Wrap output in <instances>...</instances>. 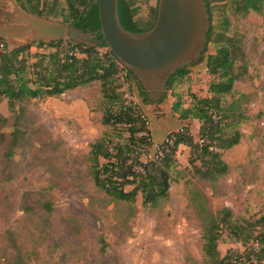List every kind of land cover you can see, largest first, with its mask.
<instances>
[{"label": "rangeland", "instance_id": "1", "mask_svg": "<svg viewBox=\"0 0 264 264\" xmlns=\"http://www.w3.org/2000/svg\"><path fill=\"white\" fill-rule=\"evenodd\" d=\"M131 2L135 21L147 27L157 0ZM38 6L54 13L55 19L48 20L66 25L65 0H39ZM210 9L213 41L199 63L186 68L168 91L162 104L167 113L161 120L125 72L120 71L111 86L119 88L116 92L124 94L126 103L143 110L152 142L158 143L165 137L163 129L169 134L182 127L174 104L186 109L193 106L194 96H207L208 84L216 81L206 70L207 58L223 46L222 35L230 38L233 72L240 78L222 98L220 107L233 109V114L221 119L220 128L225 137L238 133L239 143L219 151L227 173L215 181L202 179L196 169L203 168V161L194 153L189 166V154L182 156L186 149L168 170L167 198L156 208L143 205L141 192L133 202L118 201L95 185L89 157L91 145L104 133L124 145L130 125L103 124L99 82L57 97L22 101L14 113L7 100L0 99V264H210L202 251L204 219L223 209L230 216L216 228L221 258L229 251L244 252L234 234L241 238L264 231V4L260 13L246 16L231 0H210ZM7 42L10 49L28 47L20 57L28 64L36 62L35 55L55 51L47 40ZM200 127L197 121L189 125L194 140ZM128 148L123 156L127 164L146 149L139 144ZM106 162L100 159L101 165ZM133 170L142 173L139 165Z\"/></svg>", "mask_w": 264, "mask_h": 264}, {"label": "trees", "instance_id": "2", "mask_svg": "<svg viewBox=\"0 0 264 264\" xmlns=\"http://www.w3.org/2000/svg\"><path fill=\"white\" fill-rule=\"evenodd\" d=\"M15 1L19 8L29 15L53 20L56 17L52 11L44 13L38 6L39 0ZM65 1L68 11V15L64 18L66 25L91 32L100 28L97 0ZM231 1L242 16L250 12L260 13L264 4V0ZM205 3L211 22L210 0H205ZM53 4L56 5V1ZM156 10L157 6L153 11L152 22L147 27H141L134 19L136 10L131 0H119L118 2L120 23L123 29L132 33L151 29L155 23ZM212 35L211 26L207 35L208 43L213 41ZM221 38L220 41L224 42L223 46L216 51L215 55L208 56L206 64V70L211 76L216 77V81L208 84L207 96L193 97V106L190 108H182L178 102L173 105L172 111L179 113L182 127L163 138L172 141V145L164 144L166 150L163 152V157L157 160L146 159V156L153 152L155 144L152 142L154 138L148 129V120L141 108L131 102L126 103L123 99L124 94L116 92L119 88H112L115 76L120 71L125 72L128 78L137 83L144 103L153 104L145 98L144 91L137 80L129 71L120 66L105 44L97 48H88L68 41H49L48 46L55 51L35 55L36 62L28 64L24 58H20L28 49L27 46L10 49L7 40L0 38V42L4 44V49L0 51V99H6L9 112L14 113L15 107L22 101L57 97L67 91L99 82L104 106L103 124L105 126L130 125V133L128 138H124V145L120 142L113 143L107 133L91 145L89 159L93 181L98 189L115 200L133 202L137 192H141L143 205L156 208L161 201L167 198L168 170L172 163L177 165L176 152L180 146L189 150L188 165L190 166L191 155L197 153L203 161L202 167L205 170L201 167L195 168L196 173L202 179L215 181L218 177L225 175L228 170L219 151L228 150L239 143L238 133L225 137L220 128L221 119H226L228 115L233 114V109L222 108L220 103L224 96L230 94L234 83L240 78L233 72V47L230 38H224L223 35ZM215 42L219 41L215 40ZM62 44H65L66 48L61 51L59 46ZM99 48H105L107 51L100 53ZM80 54L83 57L80 58L78 56ZM185 74L186 69L179 70L171 76L168 82L170 89L177 78L184 77ZM177 97L180 99L179 96ZM165 99L166 97L157 104ZM22 111L23 108H20V114ZM216 117L219 119L216 120ZM192 121H197L201 125L198 135V138L203 140L201 144L194 140L190 133L189 125ZM130 144L143 145L146 149L140 157L127 164L128 158L123 156L130 152L128 148ZM143 155L146 159L145 164H142L141 160ZM101 158L106 159L107 162L101 165ZM136 165L141 166L142 173L133 170V166ZM129 177L132 178L131 181L128 180ZM124 180L127 182L124 183ZM133 183H137V186L133 190H128V185ZM218 216L207 215L204 219L202 251L208 262L210 264H263L264 231L258 233L256 230L252 232L253 234L241 238L234 234L245 247L244 252L229 251L225 257H220L217 249L220 236L216 228L230 216V212L223 209ZM231 225L236 232L239 231L238 226Z\"/></svg>", "mask_w": 264, "mask_h": 264}, {"label": "water", "instance_id": "3", "mask_svg": "<svg viewBox=\"0 0 264 264\" xmlns=\"http://www.w3.org/2000/svg\"><path fill=\"white\" fill-rule=\"evenodd\" d=\"M119 0H97L100 28L91 32L29 15L15 0H0V38L68 41L88 48L105 44L129 71L151 104L163 100L169 79L199 63L211 22L205 0H157L153 27L140 33L123 29Z\"/></svg>", "mask_w": 264, "mask_h": 264}, {"label": "built area", "instance_id": "4", "mask_svg": "<svg viewBox=\"0 0 264 264\" xmlns=\"http://www.w3.org/2000/svg\"><path fill=\"white\" fill-rule=\"evenodd\" d=\"M4 49V44L3 42H0V51H2ZM196 141L201 144L203 143V140H200L198 137L195 138ZM164 144H168L169 146L172 145V141L168 140V139H163L162 141L158 142V143H155L154 146H153V152L149 155L146 156V159L147 160H157V159H160L161 157H163V152L165 149V146ZM185 149H187L186 147L184 146H180L176 152V157L177 159L179 158L181 152H184ZM185 153L182 154V156H184Z\"/></svg>", "mask_w": 264, "mask_h": 264}, {"label": "crops", "instance_id": "5", "mask_svg": "<svg viewBox=\"0 0 264 264\" xmlns=\"http://www.w3.org/2000/svg\"><path fill=\"white\" fill-rule=\"evenodd\" d=\"M162 104H163V102L162 103H160V104H153V106H155V110H156V118H157V120H161L163 117H164V115H165V113H167V112H163L164 111V108H163V106H162ZM162 131V130H161ZM166 132V133H165ZM169 132V131H168ZM168 132H167V129H163V133H165V135L164 136H166L167 134H168ZM163 136V137H164ZM162 137V138H163ZM185 151H186V149H185ZM185 154H187L188 155V151H187V153L185 152Z\"/></svg>", "mask_w": 264, "mask_h": 264}, {"label": "flooded vegetation", "instance_id": "6", "mask_svg": "<svg viewBox=\"0 0 264 264\" xmlns=\"http://www.w3.org/2000/svg\"><path fill=\"white\" fill-rule=\"evenodd\" d=\"M188 68V67H187ZM186 69V68H185Z\"/></svg>", "mask_w": 264, "mask_h": 264}]
</instances>
